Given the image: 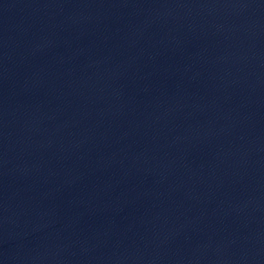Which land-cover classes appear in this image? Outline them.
<instances>
[{
    "label": "water",
    "instance_id": "obj_1",
    "mask_svg": "<svg viewBox=\"0 0 264 264\" xmlns=\"http://www.w3.org/2000/svg\"><path fill=\"white\" fill-rule=\"evenodd\" d=\"M0 264H264V0H0Z\"/></svg>",
    "mask_w": 264,
    "mask_h": 264
}]
</instances>
